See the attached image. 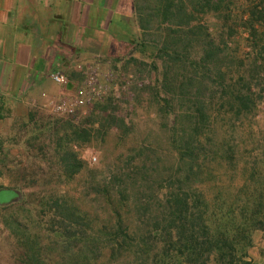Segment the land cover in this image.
Returning <instances> with one entry per match:
<instances>
[{
  "label": "trees",
  "instance_id": "1",
  "mask_svg": "<svg viewBox=\"0 0 264 264\" xmlns=\"http://www.w3.org/2000/svg\"><path fill=\"white\" fill-rule=\"evenodd\" d=\"M228 1L134 0L143 34L137 46L150 48L155 69L161 60L162 79L150 89L158 115H165L162 136L147 135L96 166L80 158L81 142L97 136L104 144L114 128L127 143L132 122L107 98L72 122L66 137L76 148L61 156L58 178L73 182L85 173V206L67 195L35 202L14 195L1 213L16 264H251L252 233H264V193L224 209L200 186L212 154L208 81L239 115L256 116L264 107V2L247 10L252 18L242 24L247 46L240 59L232 42L222 38V45L202 22ZM258 176L253 168L243 189ZM6 191L0 187V196Z\"/></svg>",
  "mask_w": 264,
  "mask_h": 264
},
{
  "label": "rangeland",
  "instance_id": "2",
  "mask_svg": "<svg viewBox=\"0 0 264 264\" xmlns=\"http://www.w3.org/2000/svg\"><path fill=\"white\" fill-rule=\"evenodd\" d=\"M230 2L224 5L223 12L203 16L202 22L222 45L224 39L232 42L229 48L238 52L242 59L247 46L242 24L252 18L248 8L262 6L264 0H238L233 6ZM137 28V36H127L115 57H107L100 64L102 81L107 86L105 98L113 101L119 116L132 122V135L127 143L120 142V132L113 128L104 144L97 136H93L87 145L82 141L77 150L80 158L91 165H100L105 155L108 160L112 159L147 135L162 136L160 123L164 122L165 115H158L156 96L150 89L162 79L161 60L158 70L155 69L150 48L145 52L137 46L138 38L143 36L138 23ZM83 77L86 79V75ZM207 84L205 100L210 116L208 136L212 154L206 160V175L200 186L212 204L214 201V206L216 201V207L228 209L239 198L244 202L251 193H264V107L256 116L239 115L228 105L225 107L227 103H222L221 90L212 81ZM76 87L77 84H71L67 91L73 92ZM160 90L159 98H164L166 91L162 87ZM45 107V110L28 109L27 116L16 120H0V187L7 189L0 196V264H16L15 251L7 239L1 213V207L13 201L14 195L31 202L67 195L85 206V173L73 182L58 176H62L61 156L76 148L66 137L70 135L71 125L83 121L94 107L87 108L78 120L58 116L49 105ZM253 168L258 169L260 176L243 189L251 180ZM252 241L247 260L251 264H264V233L254 231Z\"/></svg>",
  "mask_w": 264,
  "mask_h": 264
},
{
  "label": "crops",
  "instance_id": "3",
  "mask_svg": "<svg viewBox=\"0 0 264 264\" xmlns=\"http://www.w3.org/2000/svg\"><path fill=\"white\" fill-rule=\"evenodd\" d=\"M137 32L134 0H0L1 120L45 110L64 93L52 72L78 85Z\"/></svg>",
  "mask_w": 264,
  "mask_h": 264
},
{
  "label": "built area",
  "instance_id": "4",
  "mask_svg": "<svg viewBox=\"0 0 264 264\" xmlns=\"http://www.w3.org/2000/svg\"><path fill=\"white\" fill-rule=\"evenodd\" d=\"M86 79L77 85L75 91H67L70 86V79L62 72H52L51 80L58 86L64 88L65 92L58 100L48 99V105L54 114L78 120L85 115L87 108L93 107L97 102L106 97V87L100 62L90 65L83 71ZM1 106V98H0Z\"/></svg>",
  "mask_w": 264,
  "mask_h": 264
}]
</instances>
